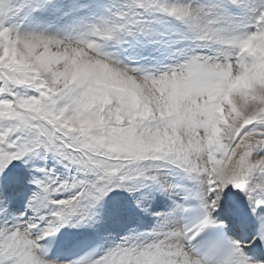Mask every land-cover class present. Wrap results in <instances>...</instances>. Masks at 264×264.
Instances as JSON below:
<instances>
[{"label": "snow or ice", "instance_id": "6c2138e0", "mask_svg": "<svg viewBox=\"0 0 264 264\" xmlns=\"http://www.w3.org/2000/svg\"><path fill=\"white\" fill-rule=\"evenodd\" d=\"M0 264H264V0H0Z\"/></svg>", "mask_w": 264, "mask_h": 264}]
</instances>
